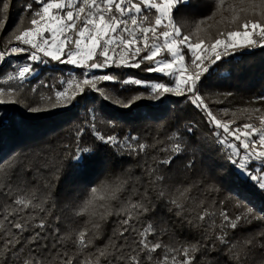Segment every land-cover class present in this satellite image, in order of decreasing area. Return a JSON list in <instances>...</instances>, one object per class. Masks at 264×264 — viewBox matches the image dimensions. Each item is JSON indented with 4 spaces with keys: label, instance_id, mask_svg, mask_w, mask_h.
Listing matches in <instances>:
<instances>
[{
    "label": "snow or ice",
    "instance_id": "6c2138e0",
    "mask_svg": "<svg viewBox=\"0 0 264 264\" xmlns=\"http://www.w3.org/2000/svg\"><path fill=\"white\" fill-rule=\"evenodd\" d=\"M224 3L225 0H214L215 11L197 21L192 31H186L175 17L181 7L192 6L191 0H32L27 5L32 14L31 26L14 31L8 46L0 47V70L12 56H23L27 60L14 72L7 74L5 83H19L17 87L0 86V105L19 104L24 85L36 75L37 66H47L53 62L71 65L82 71L79 76L60 80L63 87L56 90L54 96L41 97L46 106H27L26 111L32 114L73 108L80 100H87V91L98 93L103 100L126 109L144 98L135 95L127 100H112L108 92L99 87L105 82L143 87L148 90V98L157 101L166 95L183 97L202 115L214 137L212 143L218 146L215 151L223 150L235 170V182L250 185L252 194L264 196V111L261 108H244L239 117L235 111H231L233 118L224 119L222 117H228L230 110L214 113L210 102H206L200 91L206 75L223 59L245 50L264 49V0H239L243 6L238 11L230 8L233 12L231 19L222 17L215 25L201 27L221 13ZM33 5L38 7L34 8ZM8 8L9 4L3 3L0 12L7 13ZM5 24L6 17L0 18V31ZM142 66L144 71L158 73L168 78L169 82L147 83L131 77L121 80L115 72L94 74L97 70L141 69ZM0 74H3L2 71ZM30 91L36 92L37 89L33 87ZM257 100L264 101V96ZM3 119L0 116V125ZM240 119L245 122L239 123ZM95 120L93 115L89 121L92 135L101 144L119 149L121 155L130 158L145 153L149 147H156L136 143V136H126L123 141L115 135L105 136L96 130ZM108 123L111 125L113 121L109 120ZM83 131L77 130V139L83 135ZM194 135L193 124L184 128L182 133L179 130L173 132L168 137L172 141L170 147L160 149L169 153L160 163L171 165L185 151L183 137L191 138ZM94 157L92 149H77L73 154L74 167L87 169ZM191 166L189 162L187 167ZM156 173L157 169L149 168L150 185L164 181V176ZM125 183H103L90 189L83 211L98 216L100 221H106L111 216L120 219L116 221L118 227L113 229L108 243L103 248H96L83 260L58 250L57 246L61 245L63 237L56 236L49 243L50 236H55L59 230L45 231L46 221L35 211L44 212V201L39 200L32 189H25L7 205L0 218V234L6 237L4 247L12 254L27 246L24 257L16 258L20 264H203L198 253L206 255L209 251L203 239L195 243H182L177 247L175 243H165L157 238L167 229L157 232L151 223L142 228L136 226L142 217L148 216L155 208L148 189L139 192L134 188L127 199L121 202V206L113 211L110 202L121 200ZM5 187L9 189L5 195H10L12 186L9 184ZM190 191L188 188L180 191V197L190 199L187 195ZM164 197L165 191L159 190L156 198L163 200ZM203 203L200 201L201 205ZM170 204L176 211L173 212L172 207H168L167 211L173 212L192 228L203 226L205 232L210 226L219 228V234L210 239L205 236L204 239H209L213 248L217 244L224 245L219 252L226 253L229 264H246L245 257L252 252L253 240L246 239L233 244L228 239L227 230L235 232L241 222L251 223L256 218L253 207L245 208L235 218L226 211H220V224L217 225L216 220L212 219L211 225H208V218L215 216V212L205 208L193 220L184 215V204L178 199H171ZM100 227L99 222L94 223L96 231L92 236L87 231H81L73 243L81 251L90 249L93 239L99 236ZM25 232L29 233L27 237L24 236ZM260 235L264 237V233ZM46 252L50 255H44ZM4 264H8L7 259Z\"/></svg>",
    "mask_w": 264,
    "mask_h": 264
},
{
    "label": "trees",
    "instance_id": "16d2710c",
    "mask_svg": "<svg viewBox=\"0 0 264 264\" xmlns=\"http://www.w3.org/2000/svg\"><path fill=\"white\" fill-rule=\"evenodd\" d=\"M31 2L32 0H0V6L3 3L9 4L7 13L0 12V18L6 16L7 20L4 34L0 36V47L8 46L2 37L8 35L18 24L17 15H26V18L32 15L27 9ZM191 4V7H181L175 17L186 31H192L197 21L215 11L214 0H191ZM242 6L239 0H225L221 13L201 27L215 25L222 17L231 19L233 12L230 8L238 11ZM26 62L23 56H13L4 64L0 70L3 73L0 74V86L17 87L19 82L4 81L8 73L14 72ZM143 67L106 69L104 72L97 71L96 75L115 72L121 80L131 77L147 83L169 82L168 78L158 73H148ZM81 71L71 65L55 62L47 66L38 65L36 75L24 85L20 103L0 105V116L4 117L3 124L0 125V218L7 205L25 189L34 190L38 199L44 201V212H39L38 209L35 211L45 219V231L59 230L55 236H50L49 243L56 236L63 237L61 245L57 246L58 250L83 260L85 256L94 253L96 248H103L108 243L113 229L118 227L116 221L120 219L111 216L106 221H100L98 216L84 212L83 205L90 189L103 183L125 181L121 200L110 202L113 211L121 206V202L127 199L134 188L139 192L148 189L155 208L148 216L142 217L136 226L142 228L151 223L157 232L167 229L157 238L165 243H175L177 247L182 243H195L196 240L203 239L209 246L206 255L198 253L203 264H215L216 261L219 264H229L226 253L219 252L225 246L217 244L213 248L209 243L210 238L219 234V228L210 226L205 232L203 226L197 229L183 223L173 215L176 209L170 204V200L178 199L184 204V215L188 219L195 220L196 215L202 214L205 208L209 212H215V216L208 218V225H211L212 219L216 220L217 225L220 224V211H226L235 218L245 208L253 207L256 218L251 223L241 222L235 232L227 230L228 239L233 244L252 239V252L245 257L246 264H261L264 261V237L260 235L264 233V196L252 194L250 185L235 182V170L227 161L223 150L215 151L218 146L212 143L214 137L202 115L183 97L166 95L157 101L148 98V90L143 87L105 82L99 87L104 88L112 100H127L135 95H142L144 98L126 109L103 100L98 93L87 91V100H80L73 108H58L56 111L38 114L26 111L27 106H46L41 97L54 96V92L63 87L60 80H66L74 74L79 76ZM33 87L37 89L36 92L30 91ZM200 91L206 102H210L209 106L214 113L219 114L223 109L230 110L228 117H222L224 119L233 118L231 111H235L239 117L244 108H261L264 111V101L257 100L264 96V49L251 52L245 50L223 59L206 75ZM93 115L96 117V130L103 135H115L121 141L126 136H136V143L156 147H149L145 153L130 158L119 154V149L101 144L92 135L89 121ZM109 120L113 124L110 125ZM238 122L245 121L240 119ZM189 124L194 125L195 135L191 138L183 137L186 142L184 153L175 158L171 165L161 164L160 161L169 155L166 151H160L161 148L170 147L172 141L168 137L178 130L182 133ZM78 129L84 130L79 139ZM84 148L92 149L95 157L87 169L81 170L74 167L73 154L77 149ZM189 162L191 167H187ZM149 168L157 169L156 174L163 175L164 181L150 185ZM9 184L12 192L5 195L9 191L5 185ZM186 188L191 189L187 193L190 197L188 200L180 197V191ZM159 190L165 191L163 200L156 198ZM200 201L204 203L201 205ZM168 207H172L173 212L167 211ZM96 222L101 225L98 238L93 239L90 249L81 251L73 241L81 231H87L92 236L96 231L93 228ZM28 235V232L24 233L25 237ZM205 236L209 239H204ZM4 239L6 237L0 234V264H4L5 259L8 264H13V261L20 264L16 258L24 257L27 246L20 252L9 254L4 247ZM150 239L155 242L154 238ZM44 255L50 253L46 252Z\"/></svg>",
    "mask_w": 264,
    "mask_h": 264
},
{
    "label": "rangeland",
    "instance_id": "374dc122",
    "mask_svg": "<svg viewBox=\"0 0 264 264\" xmlns=\"http://www.w3.org/2000/svg\"><path fill=\"white\" fill-rule=\"evenodd\" d=\"M26 16V15H25ZM24 15H22L21 17L19 16V15H17V17L19 18L18 19V24L16 25V26H14L13 27V30L7 35H5L4 37H2V39H4L5 38V40L7 41V43H8V40H9V38H10V36H11V34L14 32V31H16L17 29H20V30H22V29H24V28H27V27H30L31 25H30V19H31V16H29V18H26ZM4 17H6V16H4ZM25 19H27V21H25ZM5 27H7V20H6V24H5ZM5 27H4V29L2 30V31H0V36H1V34H4L3 33V31L5 30ZM18 34V33H17ZM13 57V56H12ZM12 57H10L9 58V60L12 58ZM8 60V61H9ZM7 64V63H6ZM5 64V65H6ZM97 71H99V70H97ZM97 71H95V73L94 74H96L97 73ZM73 72V71H72ZM75 75V74H74ZM73 75V76H74ZM76 76V75H75Z\"/></svg>",
    "mask_w": 264,
    "mask_h": 264
}]
</instances>
